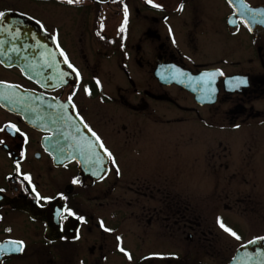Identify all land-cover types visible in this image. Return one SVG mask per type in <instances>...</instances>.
Masks as SVG:
<instances>
[{"label": "flooded vegetation", "instance_id": "1", "mask_svg": "<svg viewBox=\"0 0 264 264\" xmlns=\"http://www.w3.org/2000/svg\"><path fill=\"white\" fill-rule=\"evenodd\" d=\"M0 13L38 22L76 77L46 87L0 57V83L60 104L62 119L86 125L111 153L101 179L58 161L52 132L0 103V264H207L217 240L189 190L160 168L135 174L122 162L145 140L147 156L161 159L158 129L190 118L177 108L200 115L222 102L219 125L229 114L237 129L264 124V0H0ZM188 74L202 83L201 100L181 82ZM223 162L214 173H226Z\"/></svg>", "mask_w": 264, "mask_h": 264}, {"label": "rangeland", "instance_id": "2", "mask_svg": "<svg viewBox=\"0 0 264 264\" xmlns=\"http://www.w3.org/2000/svg\"><path fill=\"white\" fill-rule=\"evenodd\" d=\"M217 105L209 110L201 109L200 115L187 114L177 108L178 117L190 118L161 125L158 129L162 141L161 159L147 156L152 142L145 140L141 143V155L122 162L124 170L135 174L160 168L161 177L169 184H177V191L189 190L195 217L210 226L217 240L214 242L217 247H206L211 252L217 250L216 255L206 253L202 258L207 264H226L236 247L264 234V124L237 129L229 114L225 123L219 125L222 119L217 108L225 104ZM202 117H207L205 122L209 124L201 120ZM251 155L255 156L258 175L250 173L247 158ZM221 161L226 173H214L223 168ZM237 171L240 176H232ZM236 190L243 191L240 201L234 194ZM221 194L226 195L225 200L230 205L227 209L219 204ZM221 222L236 236L221 227ZM197 249L195 246L194 251Z\"/></svg>", "mask_w": 264, "mask_h": 264}, {"label": "water", "instance_id": "3", "mask_svg": "<svg viewBox=\"0 0 264 264\" xmlns=\"http://www.w3.org/2000/svg\"><path fill=\"white\" fill-rule=\"evenodd\" d=\"M0 33L10 47L0 48L1 60L16 65L23 73L43 86L56 88L76 80L72 67L64 60L54 40L42 30L34 19L22 15H7L0 20ZM49 53V56L42 52ZM71 68V69H70ZM189 74L181 82L198 95L201 82ZM177 83L180 79H174ZM0 103L19 112L32 124L52 132L51 148L58 161L77 160L86 173L104 178L109 161L101 140L93 136L88 127L77 120L72 125L60 116L59 105L49 104L27 90L0 83ZM196 84H201L197 87ZM203 103L209 101H202ZM81 133V134H80ZM103 144V143H102ZM228 264H264V236L256 237L238 247Z\"/></svg>", "mask_w": 264, "mask_h": 264}, {"label": "snow or ice", "instance_id": "4", "mask_svg": "<svg viewBox=\"0 0 264 264\" xmlns=\"http://www.w3.org/2000/svg\"><path fill=\"white\" fill-rule=\"evenodd\" d=\"M67 2L69 4L79 3V0H67ZM149 2H151V0H149ZM3 15H4L3 13H0V17H2ZM65 59H67V58L65 57ZM69 67H71V65H69ZM240 83H244V81H240ZM97 84H99V81H97ZM85 127H87V126L85 125ZM89 131H91V129H89ZM92 135L95 136L96 134L93 132ZM96 138H97V140H99V137H96ZM100 147L103 148V144L102 143H101ZM104 150H105V152H107V149H104ZM108 155L111 156V153L109 152ZM114 162L115 161L113 160V163ZM117 171H119V170L117 169ZM26 179H29L30 180V177H26ZM221 227H225L224 224H223V222H221ZM105 230L107 231L108 229H105ZM225 230L231 232V229L225 228ZM231 234L233 236H236V233L235 232H231ZM236 238L239 239V237H236ZM13 243L17 245V248L15 249L16 251H23V247H22L23 242L22 241H17V242H13ZM121 251H124V249L121 248Z\"/></svg>", "mask_w": 264, "mask_h": 264}]
</instances>
